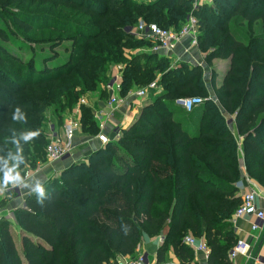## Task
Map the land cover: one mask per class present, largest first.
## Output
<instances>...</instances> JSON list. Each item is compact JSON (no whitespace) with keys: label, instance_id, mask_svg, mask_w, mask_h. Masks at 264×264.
Returning a JSON list of instances; mask_svg holds the SVG:
<instances>
[{"label":"trees","instance_id":"obj_1","mask_svg":"<svg viewBox=\"0 0 264 264\" xmlns=\"http://www.w3.org/2000/svg\"><path fill=\"white\" fill-rule=\"evenodd\" d=\"M37 1L40 7L55 4L49 11L61 6V12L70 13L59 23L37 26L12 16L24 41L40 52L37 63H23L0 49V183H8L4 176L13 167L20 170L27 160L45 159L48 141L42 124L57 97L68 98V110L102 85L109 67H123L121 98L134 87L145 88L155 74L164 89L117 140L110 139L44 184L43 196L34 192L24 198V207L14 213L19 250L9 224L0 220V264H116L121 258L135 259L145 239L161 235L157 264L163 263L167 246L180 264H191L192 254L183 243L187 235L204 240L207 264H231L227 253L237 241L231 218L241 204L234 136L217 110H211V101L202 99L207 91L196 80L197 71L184 65L169 69L168 60L157 54L129 53L150 44L124 29L144 22L178 31L187 14L199 15L200 51L211 45L209 62L230 60L220 106L234 116L246 174L264 188V0H212L199 13L192 12L189 0ZM15 2L0 0V9L6 12ZM33 32H39V41L29 36ZM0 40H6L2 32ZM71 42L75 45H65ZM56 50L65 57H56ZM240 66L247 80L253 69L256 86L252 77L247 86L239 76L234 84L239 89L231 87L228 79L238 77L239 71L233 72ZM188 98L203 102L190 112L175 104ZM78 121L83 133L98 134L83 105Z\"/></svg>","mask_w":264,"mask_h":264},{"label":"rangeland","instance_id":"obj_2","mask_svg":"<svg viewBox=\"0 0 264 264\" xmlns=\"http://www.w3.org/2000/svg\"><path fill=\"white\" fill-rule=\"evenodd\" d=\"M19 1L20 0H16V2L14 4L7 6L6 12H4L3 10L0 9V32L3 33V36L6 39L5 42L0 40V49H5L6 54H7V52L11 53V55L13 57H18L23 63H26L29 60H34L37 63V55L40 52L39 49L37 48V46H33V45H31V43H27L24 41V35L21 33V30H19L15 26V24H14L15 22H14L12 16L14 15L16 19H19V20L24 19L28 23H32L31 25L37 26V25H51L54 22L59 23L60 21H64L65 18L68 17V14L70 12H69V10H63L61 12V6H59V7L57 6V8L54 11H49L50 7L52 5H55L51 2H47L45 6L40 7L37 0H32L33 2L31 0H25L24 5H19ZM86 1L87 0H83L84 3ZM132 1L133 2H141V1H148V0H132ZM205 1H206V3L205 2L203 3V0L197 1L198 5L200 3V6H198L196 13H199L200 9L203 6L209 7L211 5L212 0H205ZM42 14H47V18L44 21L35 19L38 16H42ZM192 15L194 16L195 20L198 22V31L197 32H198V36H199V32L201 31L200 28L202 27L201 24L199 25V19L200 18H199L198 14H196V15L192 14ZM205 19H208V18L205 17ZM69 23L72 26L75 25L73 21H70ZM43 35H44V33H43ZM29 36L30 37L35 36L36 41H39V39H40L39 32H33V33L29 34ZM48 36H50V33L45 34L46 38ZM54 37H57V35H54L52 40L55 39ZM65 45L68 47H69V45H71V47H72V45H75V43L71 42V44L66 43ZM56 49H58V48H56ZM145 49H148V48H144L143 46H140L137 48L134 47L130 50L129 53L140 54V52L146 51ZM212 49H213V46L210 45V46H207L201 52L199 49V46H197L194 49H190L189 52L187 53V55L182 54L183 57L190 55V58L188 57V58L183 59V57H179L178 59L172 58V60L170 58H168V59L164 58V57H162V58L168 60L169 63L168 62H166V63H167V65H169V69L172 66L175 67V66H179V65L180 66L184 65L186 67L184 69L189 70V71H192V69H193V71L198 72V76H197L196 80L200 81L201 86H204L206 88V91H207V96L203 97L202 99L204 101L205 100L211 101V105H210L211 110L212 111L217 110V112L223 118L228 129L233 134L235 142H236V151H235L233 164L237 166L240 173H244L245 170L243 168V162H242L241 142H240V139L238 138L236 131H235V128H234V116L233 115H227L224 112V110L220 106V101H219V97H218L219 93L221 92L222 87H223L222 83L227 78L228 72L231 71L232 66H231L230 60L214 59V60L209 62L207 60V55H208L207 52L209 50H212ZM0 51H2V50H0ZM54 55L56 57H59V58H64L66 54L56 50L54 52ZM256 58L257 57H254L255 61H256ZM38 64L40 65V62H38ZM241 67H243V66L234 68L233 73H235L237 71H239V73H240V74H236V75H238V77H234V76H232L233 75L232 74L230 76V78L228 79L231 83V87L234 86V84H236V81L240 80V77L243 76V79H244L245 72H243L240 69ZM113 68H117L121 72L123 67L120 65L119 66H113L111 68L109 67L107 70L108 73L106 74L107 78L105 79V81H103L101 83L102 85H99L97 87L96 91H94V92H87V93H84L83 95H81L79 97V103H77L76 105H73V106L72 105L69 106L70 108L68 110H66V108L68 107L67 106L68 98L65 96L57 97L55 107L51 108L50 110H48L44 114V123L42 124L44 131H46L47 127L50 124H55L56 125L55 129L58 132L62 128L63 124L68 119V117L72 116V115H70L71 112H73V110H75V111L78 110L79 105H81L80 102L81 101H83L84 103L90 102L91 101L90 97L92 95H94L95 93H99V94H97L98 95L97 97L101 96V97H104V100H106V98H107L106 86H107L108 80H109V73ZM117 69H116V71H118ZM194 69H197V70H194ZM250 77L253 78L251 83L255 84V86H256L257 85V82H256L257 77L254 75L253 69H252L251 75L249 76V80H247V77H246V79H244L245 81L247 80V83L245 82L247 86H248V84L250 85ZM159 78H160V75L155 74L156 80L154 79L153 82H156ZM156 84H157V82H156ZM234 87L238 88L237 86H234ZM133 89L136 90L139 88L134 87ZM163 89H164L163 86H158L157 91H155L154 93L149 95L147 98H145L143 100H137V99H133V100H137V101H139V103H142V104L143 103L148 104L147 101L151 100V98L155 95V93L162 91ZM130 91L127 93V96H129L128 94L130 93ZM129 98H131V96ZM129 98L127 97V99H129ZM182 101H183L182 99H178V100H175V103L178 105H181ZM193 101H196V100L193 99ZM238 102H239V97L237 96L234 99L235 105ZM122 105H123V103H122ZM84 107H86V106H84ZM183 108H184V111L187 112L188 104L183 106ZM112 140H117V138L112 139ZM50 165H53V164L47 163L46 160L44 159V157L40 161L30 159V160H27V163L20 170L17 169L16 167H13L11 175L16 176V174L23 173L25 171L33 172L37 168H43L44 166H50ZM53 177L56 178V177H58V175L55 174ZM12 183H13V180H11V179H9L8 183H6V184L0 183V190L2 191L1 195H0V199H1L0 200V209L3 207H6L9 203H12V201H13L12 199H17V200H19L17 202H21V199L24 197L23 195L26 194L24 191H22L20 195L15 196L13 194L14 193L13 191H12L13 193H10L9 191H7L10 188V186L12 185ZM14 191H17V190H14ZM7 194H10L11 196L13 195L14 197L13 198L12 197L6 198ZM17 202L14 203L13 205L17 206V204H18ZM14 213H15L14 211L13 212L10 211L9 213H6L3 215L2 220L6 221L9 224L10 228L14 227V225H13L14 221H15ZM12 235H13L14 242L17 246V249L19 250V247H20L19 246V238H20L19 235L20 234L17 235V233H15L13 231ZM145 250L148 251L147 249H145ZM140 252H143V251H140Z\"/></svg>","mask_w":264,"mask_h":264},{"label":"crops","instance_id":"obj_3","mask_svg":"<svg viewBox=\"0 0 264 264\" xmlns=\"http://www.w3.org/2000/svg\"><path fill=\"white\" fill-rule=\"evenodd\" d=\"M150 1V0H148ZM206 3L205 0H203V3ZM182 47L183 49L187 47L186 40L182 41ZM178 47L172 52V54L167 53H157L159 57L164 58H172L176 59L178 57H183L182 54L183 51L181 48ZM146 51L140 52V53H150L148 49H145ZM185 55V54H184ZM187 55V54H186ZM190 58V55L184 56V58ZM169 59V60H170ZM170 60V61H171ZM117 68H113L109 73V80L108 84L114 80V78H117L121 82V72ZM158 87V86H157ZM137 90V89H136ZM135 89L131 90L130 93L127 96L128 98L131 96V98L127 99L123 102V105H121L115 112H110V110L107 107V101H108V93L107 98L104 100V97L101 96L97 97L99 93H95L90 97V102H85L83 105L86 106L91 111L92 120L94 122L95 127L98 130V134H105L108 137L113 136V132L115 130H123L126 129L137 117L139 110L146 106L147 104L139 103L135 99L132 94L135 93ZM159 91L158 93H160ZM147 100V99H146ZM148 103L150 102L147 101ZM146 102V103H147ZM73 113V114H72ZM76 114L75 110L71 112L70 115ZM96 136L91 137L81 131L76 132L73 140L74 150L70 154L69 157L65 158L64 160L53 163V165L50 166H44L43 168H37L35 171L30 172V178L24 183L23 187L21 188V192L24 191L26 194L23 195L21 202H17L19 200L12 199V203H9L6 207H3L0 209V219L3 218V215L6 213L15 212L17 209H22L24 207V198L28 196L31 193H34V188L37 184L40 186H43L48 181L54 179V175L59 174L68 168L71 164L77 163L79 161L84 160L87 156H89L91 153L99 150L100 145L95 139ZM13 176V175H11ZM26 190V191H25ZM254 193L256 195V201L255 206L257 209H261L264 207V188L262 185L254 180L253 178H250L246 172L240 173V184H239V192L238 196L242 199V197L245 194ZM14 197L10 194H7L6 198ZM1 200V199H0ZM18 203L17 206L13 205L14 203ZM231 225L233 229L234 236L236 238V243L241 242L243 244H246L248 246V251L245 256L237 255L233 258L228 257L227 258L231 264H253L254 260L256 258L264 259V228L260 230H253L252 223L253 218L252 217H245V218H234L232 216L231 218ZM14 227L10 228L11 235L13 234V231L17 233V235L20 234V229L14 221ZM13 229V230H12ZM13 236V235H12ZM186 237H191V235H187ZM185 237V238H186ZM184 238V239H185ZM183 239V243H184ZM195 239V238H194ZM200 242L204 243L203 239H197ZM164 245V237L163 235L153 238L151 240L145 239L143 241L142 247L140 248V251L148 252L151 257V264H157V251L161 246ZM185 245V244H184ZM206 245V244H205ZM186 248L189 249L190 253L192 254V263L191 264H207V256L203 253L196 252L194 249H191L190 247L186 246ZM207 250L208 247L206 246ZM147 249L148 251H146ZM209 253V250H208ZM161 264H180L178 259L173 254V250L171 247L167 246L164 249V261Z\"/></svg>","mask_w":264,"mask_h":264},{"label":"built area","instance_id":"obj_4","mask_svg":"<svg viewBox=\"0 0 264 264\" xmlns=\"http://www.w3.org/2000/svg\"><path fill=\"white\" fill-rule=\"evenodd\" d=\"M192 5V12L197 11L198 0H189ZM198 22L195 20L192 13L187 14L185 17L180 30L174 31L172 29H161L155 24H146L144 22H137L133 27H126L124 33L131 36L133 39L142 40L149 42L150 48L148 51L153 54L157 53H167L172 54L174 50L182 46V41L186 40L187 47L181 50L184 54H187L190 49H194L198 46ZM179 58V57H178ZM177 58V59H178ZM121 82L114 78L110 84L106 86V92L108 93L107 107L110 112H115L122 103L126 100L121 98L119 93L121 91ZM156 82L148 84L145 88L137 89L132 96L137 100H143L149 95L157 91ZM158 93V92H157ZM156 94V93H155ZM195 99L196 101H193ZM181 105L176 104L178 107L183 108L188 104L187 112H190L194 107H197L201 102V99L198 98H188L182 99ZM81 105L84 104L83 101L80 102ZM76 114L69 116L68 119L63 124L62 128L57 132L56 125L50 124L46 131L45 135L47 138V145L44 149L45 160L47 163L53 164L58 163L65 158L69 157L72 151L74 150L73 140L77 131L80 129V124L78 121V110L75 111ZM120 135L119 130L113 132V136L110 138L105 134H97L95 139L99 143L100 147L105 146L110 139H116ZM19 177V180H13L12 185L7 190L10 193H13L15 196L21 194V187L24 183L30 178V173L25 171L23 173L16 174ZM17 190V191H14ZM13 191V192H12ZM0 190V195H1ZM256 195L254 193L245 194L241 199L240 206L236 209L233 214L234 218H245L252 217L253 230H260L264 228V207L257 209L255 206ZM184 244L191 249H194L196 252L203 253L208 255V250L206 245L200 242L197 239L186 237L184 239ZM248 251V246L241 242H237L229 251L228 257L233 258L237 255L245 256ZM116 264H151V257L148 252H139L135 259L129 260L127 258H121L116 261ZM253 264H264V259L256 258Z\"/></svg>","mask_w":264,"mask_h":264},{"label":"clouds","instance_id":"obj_5","mask_svg":"<svg viewBox=\"0 0 264 264\" xmlns=\"http://www.w3.org/2000/svg\"><path fill=\"white\" fill-rule=\"evenodd\" d=\"M27 139V137H26ZM11 171V170H9ZM4 179L7 181L9 179L11 180H16L18 181L19 180V177L18 176H10L8 172L5 173V176H4ZM34 191L40 195V196H43L44 195V189L42 186H40L39 184L36 185V187L34 188Z\"/></svg>","mask_w":264,"mask_h":264}]
</instances>
